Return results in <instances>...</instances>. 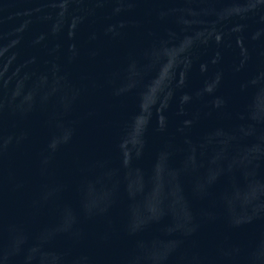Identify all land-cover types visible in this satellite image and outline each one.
Returning <instances> with one entry per match:
<instances>
[{
  "label": "water",
  "instance_id": "water-1",
  "mask_svg": "<svg viewBox=\"0 0 264 264\" xmlns=\"http://www.w3.org/2000/svg\"><path fill=\"white\" fill-rule=\"evenodd\" d=\"M0 264H264V0H0Z\"/></svg>",
  "mask_w": 264,
  "mask_h": 264
}]
</instances>
